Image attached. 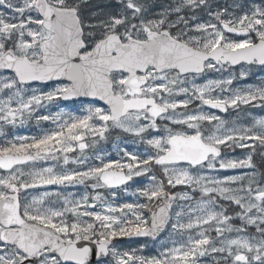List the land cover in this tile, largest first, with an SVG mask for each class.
<instances>
[{"label": "snow or ice", "instance_id": "snow-or-ice-1", "mask_svg": "<svg viewBox=\"0 0 264 264\" xmlns=\"http://www.w3.org/2000/svg\"><path fill=\"white\" fill-rule=\"evenodd\" d=\"M257 70L264 0H0V264H264Z\"/></svg>", "mask_w": 264, "mask_h": 264}, {"label": "rangeland", "instance_id": "rangeland-1", "mask_svg": "<svg viewBox=\"0 0 264 264\" xmlns=\"http://www.w3.org/2000/svg\"><path fill=\"white\" fill-rule=\"evenodd\" d=\"M169 2H170V0H163V3H169ZM221 2H223V0H221ZM261 75H264V73H261V72H259V70H257V76H261ZM255 79H256V77H252L249 80V82L250 83L255 82ZM36 131H37V129L35 128L34 125L33 126H29V127H24V128H18V129L15 130V132L17 134H21V135H24V134H33ZM105 147L110 149L111 148V145L109 144V145H106ZM127 199L130 200L131 197H127ZM125 246H127V242H126V245Z\"/></svg>", "mask_w": 264, "mask_h": 264}, {"label": "flooded vegetation", "instance_id": "flooded-vegetation-1", "mask_svg": "<svg viewBox=\"0 0 264 264\" xmlns=\"http://www.w3.org/2000/svg\"><path fill=\"white\" fill-rule=\"evenodd\" d=\"M162 2H163V0H162ZM223 115V114H222Z\"/></svg>", "mask_w": 264, "mask_h": 264}]
</instances>
